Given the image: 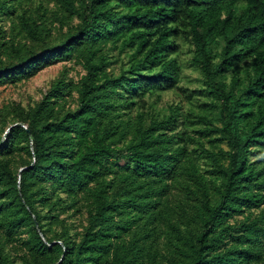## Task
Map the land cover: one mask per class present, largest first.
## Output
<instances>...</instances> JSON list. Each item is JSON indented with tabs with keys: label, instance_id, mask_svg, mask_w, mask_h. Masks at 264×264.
<instances>
[{
	"label": "trees",
	"instance_id": "1",
	"mask_svg": "<svg viewBox=\"0 0 264 264\" xmlns=\"http://www.w3.org/2000/svg\"><path fill=\"white\" fill-rule=\"evenodd\" d=\"M59 63L0 104V264H264V0H0V88Z\"/></svg>",
	"mask_w": 264,
	"mask_h": 264
},
{
	"label": "rangeland",
	"instance_id": "2",
	"mask_svg": "<svg viewBox=\"0 0 264 264\" xmlns=\"http://www.w3.org/2000/svg\"><path fill=\"white\" fill-rule=\"evenodd\" d=\"M66 63H59L52 67H49L43 71H41L36 77L31 80L24 82L18 86H10L7 88H0V104L8 103L11 101L21 102L24 106L29 104H33L34 102L40 100L44 93L49 88L50 83L56 79L64 69ZM67 68H69V77L78 79L80 74H83L81 67L73 68L72 64H67ZM190 74L191 79L195 80L196 74L192 72H188ZM183 85H188L191 88L197 86V83L193 81V83L184 82ZM176 95L173 92H169L164 95L163 105L175 101L177 102Z\"/></svg>",
	"mask_w": 264,
	"mask_h": 264
}]
</instances>
